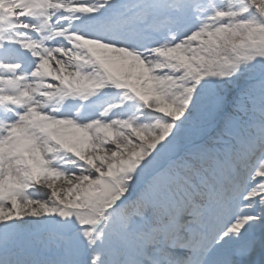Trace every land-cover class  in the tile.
Returning <instances> with one entry per match:
<instances>
[{
	"label": "snow or ice",
	"instance_id": "obj_1",
	"mask_svg": "<svg viewBox=\"0 0 264 264\" xmlns=\"http://www.w3.org/2000/svg\"><path fill=\"white\" fill-rule=\"evenodd\" d=\"M0 264H264V0H0Z\"/></svg>",
	"mask_w": 264,
	"mask_h": 264
}]
</instances>
